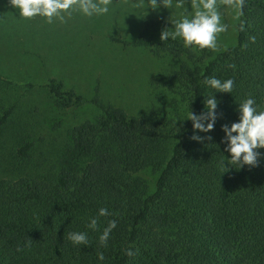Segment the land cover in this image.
Returning a JSON list of instances; mask_svg holds the SVG:
<instances>
[{
	"label": "trees",
	"instance_id": "16d2710c",
	"mask_svg": "<svg viewBox=\"0 0 264 264\" xmlns=\"http://www.w3.org/2000/svg\"><path fill=\"white\" fill-rule=\"evenodd\" d=\"M237 3L235 43L214 55L179 37L160 41L163 28L174 30L164 21L145 22L127 41L178 62L176 119L128 116L97 94L84 99L47 83L58 105L88 101L100 112L66 132L53 160L32 165L33 143L16 147L10 176L0 179V264H264V148L255 166L219 167L229 156L221 125L238 119L237 104L251 96L264 110V0ZM206 77L231 78L232 92L207 87ZM212 92L215 125L194 140L184 117L206 111ZM148 169L156 174L151 186L139 175ZM100 208L109 214L98 215ZM92 217L95 229L87 226ZM111 220L116 227L102 243ZM71 232H84L87 244H73Z\"/></svg>",
	"mask_w": 264,
	"mask_h": 264
},
{
	"label": "rangeland",
	"instance_id": "374dc122",
	"mask_svg": "<svg viewBox=\"0 0 264 264\" xmlns=\"http://www.w3.org/2000/svg\"><path fill=\"white\" fill-rule=\"evenodd\" d=\"M159 5V0H157ZM111 0L109 12L85 16L77 7L61 13L64 19L20 16L9 0H0V179L10 176L16 147L32 142L30 163L54 159L66 142V132L84 121H93L99 109L91 102L58 105L47 83L60 82L89 99L94 94L128 116L149 114L158 120L176 119L180 96L172 79L178 62L156 56L148 48L127 43L149 20L170 22L191 14L200 0H183L181 7L147 8V0ZM237 0H217L226 31L217 34L216 50L235 43ZM181 62V59H180ZM56 162V161H55ZM150 186L156 174L141 172Z\"/></svg>",
	"mask_w": 264,
	"mask_h": 264
},
{
	"label": "clouds",
	"instance_id": "9594fccd",
	"mask_svg": "<svg viewBox=\"0 0 264 264\" xmlns=\"http://www.w3.org/2000/svg\"><path fill=\"white\" fill-rule=\"evenodd\" d=\"M11 5L18 9L20 16L31 18L34 16H43L49 23L53 18L63 20L61 13H68L74 6L77 7L85 16L93 14L102 15L109 12L111 0H9ZM231 4V0H227ZM145 0H139L138 7L143 6ZM183 0H159V5L169 9L170 7H181ZM157 0H147V8L156 9ZM239 5H237L238 7ZM174 30L169 32L167 27L159 33L160 41L166 39L181 38L185 47L196 46L200 49L209 48L216 50L217 34L226 31V25L221 22V14L217 8V0H200V3L194 6V11L189 14H183L179 19L170 21ZM204 85L215 91L231 93L233 89V80L231 78L220 80L216 77H206ZM214 92V91H213ZM207 96L203 105L206 111L195 113L189 111L184 117L191 121V127L194 130L192 139L201 140L202 137L197 132L210 133L217 119V99L213 95ZM238 119L227 125H221L224 133L221 143L225 145V151L229 153L228 157L219 161V167L222 171L225 169V160L228 165H238L240 168L244 165L255 166L260 155L256 150L264 148V110L258 108L254 98L247 97L237 104ZM105 208L98 209V215H108ZM89 228L95 229L97 220L95 217L89 219ZM116 227V221L111 220L104 228L99 239L105 243L113 228ZM68 239L77 245L87 244V236L84 232H71ZM125 254L133 256L134 252L130 249L125 250ZM98 259L103 260V253H98Z\"/></svg>",
	"mask_w": 264,
	"mask_h": 264
}]
</instances>
